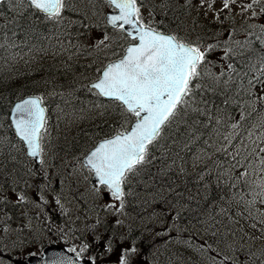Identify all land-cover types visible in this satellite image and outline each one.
I'll return each instance as SVG.
<instances>
[{"label":"rangeland","instance_id":"rangeland-1","mask_svg":"<svg viewBox=\"0 0 264 264\" xmlns=\"http://www.w3.org/2000/svg\"><path fill=\"white\" fill-rule=\"evenodd\" d=\"M20 1L18 3H21ZM68 1V9L77 13L78 17L65 19V22L68 21V23L64 28L73 30L74 25L71 23L79 24L78 32L75 34L77 40L59 39L55 46L58 50L50 55L44 54V51L42 52L41 49H37L33 45L19 44L20 47L13 49L9 45L6 46V42L0 43V47L6 51L0 54V75L4 77L2 80L17 78L15 73L11 75L6 73V69L9 68H6L5 64L19 65V67L25 65L26 70L23 69L32 76L30 84L34 86V92L50 102L49 123L42 142L43 160L38 163L39 165L34 164L31 158L27 159L25 147L21 144L18 145L11 135L5 133L8 132L9 126L5 125L2 118L0 119V130L3 129V132H0V256H4V258L0 257V260H6L8 264H14L8 258L14 259L15 257L21 262L25 260L28 253L35 252L33 250L38 251L41 241L48 239L47 234L50 235L49 238H52L53 242L72 246L87 255V247L83 242L79 244L80 246L75 245L76 241L70 237L71 231L75 228L74 223L80 220L82 224L78 227L86 229L97 223L99 216L116 221L123 218L121 201L113 197L111 192H109L108 198H105L106 189L103 190L99 185L92 186L90 184L92 172L84 165L82 156L72 152L78 146L73 147V143H70L68 139L70 135L78 136L82 133L83 130L75 128L76 126H84L89 123L90 117L102 114L105 109L99 106L94 109L91 115L84 112L75 114L72 108L68 107L67 102L71 99L68 97L69 94L61 90L54 91L46 83L48 78L37 79L35 73L36 69L42 73L45 68L43 64L46 62H55V60L61 62L67 57L80 58L82 61L95 63V71L85 75L89 83L97 77L98 65L112 59L111 50L113 48H125L124 44L127 41L125 35L120 32L107 35L102 30L105 24V14L111 10L104 0ZM141 1L145 4L149 2V0ZM187 1H191L190 7L192 8L191 10L186 9L187 27L183 26L182 31L189 36L194 37L195 28H198L195 18H198L202 20V23L206 21L211 25H215L217 21L221 20L226 25H233L237 28V37L244 36L246 33L259 32V39L264 42V33H262L264 31V0H228L229 7L227 8L224 7L225 0ZM151 4L155 9L149 6L142 8V21L159 24L161 21L159 14L163 11L159 9V6H162V3L153 0ZM249 4H252L251 9L247 8ZM19 6L22 7L21 10H25L22 3ZM59 21L64 23L61 19ZM245 23L248 24L246 28ZM54 34H52L53 38ZM83 34L87 36L80 40L84 36ZM102 40L103 43H101ZM210 41L212 42L206 41L197 44L201 51L207 53V64L212 66L217 64L219 73L223 70L222 68L227 66L224 58L225 52L211 46V43L218 42L217 38ZM64 42L66 43L64 44ZM239 44H245V41L232 40L230 50L237 49ZM249 50L247 47L245 51ZM87 52L91 53L87 55ZM4 55H7L8 59H5ZM44 55H48V58L52 57V59L46 58L42 62L37 58ZM213 70L212 67L206 76L212 74ZM25 81L26 79L22 83ZM64 107L69 108L74 116L71 113L63 112L67 110H64ZM5 146H9V152L5 150ZM262 159L264 158H259V167L263 172L258 173L256 177L259 179L258 182L264 184ZM13 165L17 168L12 170ZM4 167L8 168L9 174ZM25 173H28L31 178L26 183V189H21ZM50 182L55 183L57 189L52 188ZM55 190L59 191L54 193ZM136 190L134 189L132 193L137 194ZM145 195L148 196V201L142 207L145 208L144 213L140 214L143 219H146L145 226H143L144 220H137V222L132 220L131 224L136 223L143 227V231L151 232L149 236L153 239L150 247L145 245L144 252L138 253L139 260L142 258L143 260L137 264H264L263 253L262 255L257 253L260 248L264 249V189L260 186L257 192L252 194L251 208H246L241 216L230 215L228 221L222 219L221 224H218L220 233H226L228 229H231L230 233H223L225 238L228 237L227 240L221 239L223 237L221 235L217 236L219 234H212L213 230L202 223L180 221L177 218L178 206H171L169 200H166L164 204V207L169 209L165 215H163L165 209L163 211L155 210L150 215L146 207L154 200L158 201L166 196L164 193L154 196H150L148 193ZM141 202H143L142 199ZM124 203L125 197L123 198ZM50 207L59 211L57 216L53 217L48 214L47 209ZM167 214H169L168 217ZM65 217L66 220L62 224L53 222L61 221ZM147 231L144 232L146 236L148 235ZM203 234L207 235V239L203 240ZM165 237H167L166 244L163 242ZM70 240L73 241L70 242ZM99 242L96 243L101 246L98 251L105 254V248H109L110 245L102 241ZM132 246L140 247L138 244ZM172 255L178 258L175 259ZM123 257H126L123 249H118L116 252L113 250L110 255L99 258L97 263L121 264ZM127 260L129 261L128 258Z\"/></svg>","mask_w":264,"mask_h":264},{"label":"trees","instance_id":"trees-1","mask_svg":"<svg viewBox=\"0 0 264 264\" xmlns=\"http://www.w3.org/2000/svg\"><path fill=\"white\" fill-rule=\"evenodd\" d=\"M10 2V0L0 1L2 16L0 43L6 42V46L9 45L13 49L20 47L19 44L33 45L44 51V54L50 55L58 50L55 46L59 39L77 40L75 34L78 29L64 28L57 19H48L44 14L31 8L20 10L15 15L9 8ZM161 2L163 7L159 6V9H164L159 14L161 21L159 24H153L158 30L172 33L178 40L190 44L212 42L210 40L216 38L218 41L229 38L230 34L226 36L228 30L222 22L211 25L206 21L202 23L198 18H195L198 28H195L194 37L189 36L182 29L183 26L187 27L186 9L191 10V1L161 0ZM148 3L155 9L150 0ZM138 4H141L140 0ZM105 28L106 32L111 31L110 28ZM42 34H47L52 40L42 41L40 37ZM83 35L80 40L87 36ZM231 41V38L227 40L229 52L224 55L227 66L218 73L217 64L212 66L202 63L200 68L206 71L200 78L191 82L196 100L202 101L199 106L206 108L213 119L188 111L171 127L166 128L158 141L148 146L147 162L137 166L135 174H129L124 184L126 188L124 208L130 214H140L144 210L142 207L148 201V196L145 194L154 196L164 193L166 197L158 201L154 200L147 206L148 212L163 211L166 209L164 207L166 200H169L171 206H178L177 218L180 221L202 223L213 230L212 234L223 236L224 232L220 233L218 228L222 219L228 221L230 215L241 216L246 208H251L252 194L257 192L261 184L256 175L263 172L259 167V158H264V151L260 150L264 148V127L261 126L264 125V83L254 80V86L245 91L247 79L238 81L235 73L238 71L243 75L248 67L246 60L251 61L255 57L264 56V42L259 39L258 33H253L245 40L250 50L241 54L237 49L230 50ZM211 44L212 47L216 45ZM0 50H2L0 54L6 52L2 47ZM115 51L116 48L111 50L112 57L120 55ZM46 58L52 59L44 55L42 60ZM83 61L80 58L67 57L61 62L55 60L44 63L45 68L42 73L37 69L35 71L37 79L48 78L46 83L54 91L61 90L69 94L68 97L71 99L67 102L68 107L72 108L75 114L84 112L91 115L99 106L105 109L102 114L90 117L89 123L75 127L83 130L80 135H70L68 138L70 143H73V147L78 146L72 152L79 154L92 148L100 138L112 135L121 128H128L135 119V115L126 111L118 101L107 100L89 90L85 75L95 71V63ZM102 64L98 66L101 67ZM99 67L96 71L100 73ZM212 67L213 73L206 76ZM23 68L26 70L25 65ZM23 68H17L22 76L21 80L10 78L3 81L4 77L0 75V119L2 118L5 125L9 126L8 133L14 139V131L8 119L10 106L22 94L35 93L34 86L30 84L32 76ZM6 73L11 75L14 72L6 69ZM253 76L259 77V72L253 70ZM24 79L26 81L22 83ZM64 110L66 111L63 112L67 114L71 113L69 108L64 107ZM0 132H3V129ZM134 189H137V194L132 193ZM230 230L228 229L229 233ZM116 232L119 236L122 235L119 229ZM128 232L130 233L126 238L135 240V244L140 245L143 252L145 245L151 246L153 238L149 236L151 234L149 231L147 236L136 228ZM205 236L207 237L206 234ZM257 253L261 255L263 253L264 257L263 248Z\"/></svg>","mask_w":264,"mask_h":264},{"label":"snow or ice","instance_id":"snow-or-ice-1","mask_svg":"<svg viewBox=\"0 0 264 264\" xmlns=\"http://www.w3.org/2000/svg\"><path fill=\"white\" fill-rule=\"evenodd\" d=\"M108 2L117 13L109 18L112 27L124 30L136 43L127 48L118 62L108 65L102 72V78L91 88L104 97L121 102L128 112L135 115L137 122L130 132L117 134L115 138L100 143L87 157V163L99 183L120 200L123 207V185L129 174H135L137 166L147 162L148 146L158 141L161 133L188 111L209 119L213 117L206 108L199 106L202 101L196 100L191 85L206 71L200 68L205 57L200 46L181 42L173 35L156 31L150 25L145 26L138 0ZM28 3L51 18H58L65 7V0H28ZM224 7H229L228 0H225ZM247 8L251 9L252 4ZM246 49L247 44L237 46L241 54ZM245 62L248 65L246 72L241 75L237 71L235 75L238 81L247 79L244 90L248 91L254 86V80L264 83V56ZM253 70L259 72V77L253 76ZM13 123L17 135L27 145L28 154L40 157L46 132L42 99L29 98L18 103ZM260 150L264 151V148ZM261 164L264 165V159ZM260 187L264 189V184ZM131 251L135 252L136 249L133 247ZM59 264H63V261ZM121 264H127L126 257L122 258Z\"/></svg>","mask_w":264,"mask_h":264},{"label":"water","instance_id":"water-1","mask_svg":"<svg viewBox=\"0 0 264 264\" xmlns=\"http://www.w3.org/2000/svg\"><path fill=\"white\" fill-rule=\"evenodd\" d=\"M114 14H117L116 11H111L110 13H108L107 15V21L109 22V18L111 15H114ZM110 23V22H109ZM166 34V33H165ZM134 43L130 44L128 47H130L131 45H133ZM127 47V48H128ZM127 51V49H126ZM126 53V52H125ZM120 60V59H119ZM119 60H115L113 62H111L110 64L114 63V62H118ZM108 64V65H110ZM107 65V66H108ZM107 66L104 68V70L107 68ZM103 70V71H104ZM102 71V72H103ZM102 78V76H101ZM99 80V79H98ZM96 80V82L98 81ZM95 83V82H94ZM93 84V83H92ZM91 84V85H92ZM36 97H39L37 95H33V96H27L25 98H23L22 100H19V101H16L13 106H12V110H11V114H10V120H12V124H13V127L15 129V126H14V123H13V118L15 116V106L18 104V103H21L23 102L25 99H29V98H36ZM40 98V97H39ZM43 106V105H42ZM44 107V106H43ZM45 108V107H44ZM45 117H46V108H45ZM137 122V120L132 124V128L134 127L135 123ZM132 128L128 131L130 132L132 130ZM17 134V133H16ZM120 134V133H118ZM18 136V135H17ZM19 137V136H18ZM20 138V137H19ZM111 138H115V136L113 137H110V138H106V139H111ZM21 139V138H20ZM105 139V140H106ZM104 140L100 141L91 151H89V153L84 157V163H86L87 166L88 163H87V157L90 155V153L92 151L95 150V148L100 144L102 143ZM28 149V148H27ZM29 152V150H28ZM35 159H40V157H35ZM90 167V166H89ZM94 175V179L92 180V183H95V181L97 180L96 176H95V173L93 174ZM58 251V248L56 246H51L50 248H46L45 249V256L42 257V258H36L34 256H29L28 259L31 261L30 264H59V262L63 261V264H69V261H71V264H90V262L87 260V261H81V260H78L77 257L75 256H72V255H69V254H63L62 256H59L58 254L60 252H63L62 250L58 251L57 253L54 254V252Z\"/></svg>","mask_w":264,"mask_h":264},{"label":"bare ground","instance_id":"bare-ground-1","mask_svg":"<svg viewBox=\"0 0 264 264\" xmlns=\"http://www.w3.org/2000/svg\"><path fill=\"white\" fill-rule=\"evenodd\" d=\"M11 16H13V15H11ZM0 36H1V34H0ZM37 37V36H36ZM40 37H42L41 38V40L43 41V40H52L47 34H45V35H41ZM32 39V38H31ZM32 72V71H31ZM85 147V146H84ZM83 150H85V149H83ZM76 152V151H75ZM81 152V151H80Z\"/></svg>","mask_w":264,"mask_h":264}]
</instances>
